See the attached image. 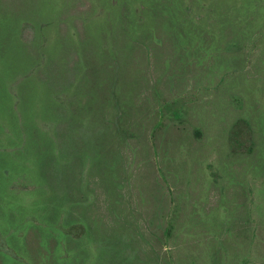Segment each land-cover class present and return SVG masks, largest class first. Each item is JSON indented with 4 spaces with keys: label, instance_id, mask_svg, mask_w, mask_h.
Instances as JSON below:
<instances>
[{
    "label": "rangeland",
    "instance_id": "rangeland-1",
    "mask_svg": "<svg viewBox=\"0 0 264 264\" xmlns=\"http://www.w3.org/2000/svg\"><path fill=\"white\" fill-rule=\"evenodd\" d=\"M0 264H264V0H0Z\"/></svg>",
    "mask_w": 264,
    "mask_h": 264
}]
</instances>
